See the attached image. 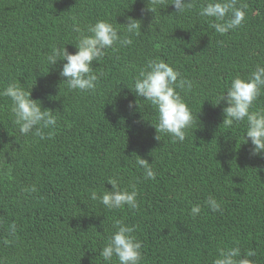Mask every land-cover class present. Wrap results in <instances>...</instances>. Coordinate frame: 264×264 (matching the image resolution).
Listing matches in <instances>:
<instances>
[{
    "label": "trees",
    "instance_id": "1",
    "mask_svg": "<svg viewBox=\"0 0 264 264\" xmlns=\"http://www.w3.org/2000/svg\"><path fill=\"white\" fill-rule=\"evenodd\" d=\"M171 2L151 24L153 14L142 12L147 0H0V90L20 83L59 117L51 138L22 136L11 100L0 97V264H105L100 250L121 219L136 226L142 264H213L219 248L236 246L264 264V157L249 155L250 142L241 143L245 123L226 127V105H215L235 76L264 63V0H240L246 18L223 35L199 15L204 0L180 15ZM126 16L142 20L140 35L93 62L103 73L94 92L68 89L63 61H45L51 46L77 50L74 19L86 28ZM149 58L194 81L181 92L197 114L183 143L166 134L155 139V108L129 88ZM254 108L264 109V94ZM139 156L152 164L154 180L144 178ZM109 177L122 188L136 185L137 209H106L90 199L92 190L112 189ZM32 184L36 193L22 192ZM209 196L222 211L208 208Z\"/></svg>",
    "mask_w": 264,
    "mask_h": 264
},
{
    "label": "clouds",
    "instance_id": "2",
    "mask_svg": "<svg viewBox=\"0 0 264 264\" xmlns=\"http://www.w3.org/2000/svg\"><path fill=\"white\" fill-rule=\"evenodd\" d=\"M165 0H147L146 8L142 12L153 14L152 23H159L157 13ZM178 15L190 11L195 6V0H172ZM169 5V4H168ZM167 5V6H168ZM246 4L240 0H204L199 9V15L209 20L210 26L221 35L241 26L246 18ZM142 20L132 16L125 17V23H112L108 19H98L95 23L82 28L79 23L72 24V30L78 33L74 43L76 51L69 52L66 44L52 45L45 57L50 66L60 67L59 75L70 90L81 92H94L103 73L94 70L93 62H101L108 50L116 52L119 48L127 47L133 43V36L141 33ZM68 44V43H67ZM194 81L182 75L174 66L162 58H149L146 65L135 76L132 87H129L137 96L148 101L156 110L157 123L153 124L157 135L170 136L173 142L183 143L189 129L197 119L184 96L193 89ZM264 94V63H257L247 77L235 76L226 88L219 94L215 105L222 101L224 118L222 123L226 127H233L245 123L244 140L241 143L251 145L249 155L264 157V109L254 108L257 99ZM0 97L11 100V113L14 123L19 126L22 136L29 134L40 140L51 138L55 134L58 124L56 111L42 107V102L33 99L31 90H26L20 83L9 82L0 90ZM133 104L129 103V108ZM159 133V134H158ZM138 167L143 169L145 179L156 178V172L147 159L136 160ZM108 183L112 189L98 192L92 190L90 199L98 201L106 209H129L139 207L137 201L138 190L136 185L121 187L118 178L109 177ZM38 188L35 184L22 189L23 193L31 195ZM212 212L222 211V205L215 197L209 196L205 201ZM201 212V205L191 207L190 214L197 216ZM114 230L108 235L106 243L99 255L105 264H142V241L135 235L136 226L128 225L123 219L116 220ZM16 233V225L12 224L9 236ZM8 241H5L7 243ZM256 255L254 250L241 252L239 246L219 248L213 264H254L251 259Z\"/></svg>",
    "mask_w": 264,
    "mask_h": 264
}]
</instances>
